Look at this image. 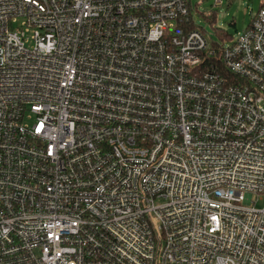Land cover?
I'll return each instance as SVG.
<instances>
[{
  "label": "built area",
  "instance_id": "1",
  "mask_svg": "<svg viewBox=\"0 0 264 264\" xmlns=\"http://www.w3.org/2000/svg\"><path fill=\"white\" fill-rule=\"evenodd\" d=\"M199 15L0 0V264H264V1Z\"/></svg>",
  "mask_w": 264,
  "mask_h": 264
},
{
  "label": "rangeland",
  "instance_id": "2",
  "mask_svg": "<svg viewBox=\"0 0 264 264\" xmlns=\"http://www.w3.org/2000/svg\"><path fill=\"white\" fill-rule=\"evenodd\" d=\"M264 0H193L201 16L194 17L196 27L202 28L209 42H214L226 47L236 40L250 24L261 2ZM211 15L207 17V15ZM260 207V206H257Z\"/></svg>",
  "mask_w": 264,
  "mask_h": 264
},
{
  "label": "trees",
  "instance_id": "3",
  "mask_svg": "<svg viewBox=\"0 0 264 264\" xmlns=\"http://www.w3.org/2000/svg\"><path fill=\"white\" fill-rule=\"evenodd\" d=\"M199 16H201V15H199ZM211 16V15H210ZM210 16H208V17H210ZM192 29H199L203 34L205 33V31L202 29V28H199V27H196V26H194V25H191L190 26Z\"/></svg>",
  "mask_w": 264,
  "mask_h": 264
}]
</instances>
